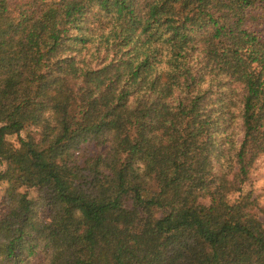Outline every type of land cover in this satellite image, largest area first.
<instances>
[{"label":"trees","instance_id":"trees-1","mask_svg":"<svg viewBox=\"0 0 264 264\" xmlns=\"http://www.w3.org/2000/svg\"><path fill=\"white\" fill-rule=\"evenodd\" d=\"M262 155L264 0H0V264H264Z\"/></svg>","mask_w":264,"mask_h":264},{"label":"rangeland","instance_id":"rangeland-1","mask_svg":"<svg viewBox=\"0 0 264 264\" xmlns=\"http://www.w3.org/2000/svg\"><path fill=\"white\" fill-rule=\"evenodd\" d=\"M45 1H56V0H45ZM237 111H235L236 113ZM25 136L24 133L21 134ZM10 141H14L15 137L12 136L9 138ZM3 167H0L2 170ZM242 193L251 195V199H255V209L254 211L259 216L260 220L264 222V214L262 210H264V155L259 156L254 162L250 173L248 175L247 183L242 187ZM35 191H30V197H34ZM237 195H232L231 200ZM203 203L208 205V200L204 199ZM8 210L7 206L4 204L3 199L0 201V214L5 213Z\"/></svg>","mask_w":264,"mask_h":264}]
</instances>
